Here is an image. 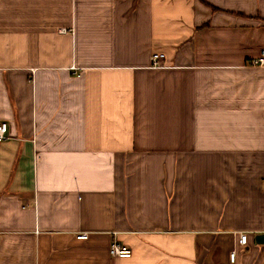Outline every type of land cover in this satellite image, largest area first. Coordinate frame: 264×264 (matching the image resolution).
Masks as SVG:
<instances>
[{
	"label": "crops",
	"instance_id": "0c3cea01",
	"mask_svg": "<svg viewBox=\"0 0 264 264\" xmlns=\"http://www.w3.org/2000/svg\"><path fill=\"white\" fill-rule=\"evenodd\" d=\"M263 48L264 0H0V264H264Z\"/></svg>",
	"mask_w": 264,
	"mask_h": 264
},
{
	"label": "built area",
	"instance_id": "2783aa9c",
	"mask_svg": "<svg viewBox=\"0 0 264 264\" xmlns=\"http://www.w3.org/2000/svg\"><path fill=\"white\" fill-rule=\"evenodd\" d=\"M65 29L62 28L59 30V32H64ZM165 59V56L163 53L156 52L152 55V65L156 67H161L163 65V60ZM250 66L253 67H260L264 66V48L261 50L260 55L256 58H253L249 62ZM7 123L4 121L0 122V141H3L7 138ZM262 187L264 188V180L262 182ZM76 239H87L88 238V232H78L76 234ZM248 240V234L246 232H240L238 235V243L242 246L247 244ZM109 254L112 257H117V258H128L131 257L132 255V250L130 247H127L123 245L121 242H119L116 239H113L110 243L109 247ZM229 259L231 262L234 261L235 259V251L233 250L229 254Z\"/></svg>",
	"mask_w": 264,
	"mask_h": 264
},
{
	"label": "water",
	"instance_id": "95a60500",
	"mask_svg": "<svg viewBox=\"0 0 264 264\" xmlns=\"http://www.w3.org/2000/svg\"><path fill=\"white\" fill-rule=\"evenodd\" d=\"M255 240L257 243H263L264 244V233L257 234L255 236Z\"/></svg>",
	"mask_w": 264,
	"mask_h": 264
}]
</instances>
